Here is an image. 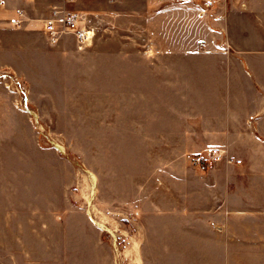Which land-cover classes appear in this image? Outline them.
Wrapping results in <instances>:
<instances>
[{
    "label": "rangeland",
    "instance_id": "1",
    "mask_svg": "<svg viewBox=\"0 0 264 264\" xmlns=\"http://www.w3.org/2000/svg\"><path fill=\"white\" fill-rule=\"evenodd\" d=\"M62 2L0 6V264H264L244 163L216 171L191 161L208 142L141 139L145 109L128 108V86L98 87L102 65L124 69L146 51L143 22L100 20L97 0H75L93 43L51 45L40 20ZM205 226L206 238L187 231Z\"/></svg>",
    "mask_w": 264,
    "mask_h": 264
},
{
    "label": "crops",
    "instance_id": "2",
    "mask_svg": "<svg viewBox=\"0 0 264 264\" xmlns=\"http://www.w3.org/2000/svg\"><path fill=\"white\" fill-rule=\"evenodd\" d=\"M97 2L100 20L129 14L143 22L146 51L125 55L127 68L97 70L98 87L111 83L120 94L127 85L128 108L145 109L135 135L226 148L244 163L243 183H256L262 209L253 211L264 216V0H215L204 13L205 0ZM216 171L210 172L214 189ZM187 231L206 238L208 229Z\"/></svg>",
    "mask_w": 264,
    "mask_h": 264
},
{
    "label": "built area",
    "instance_id": "3",
    "mask_svg": "<svg viewBox=\"0 0 264 264\" xmlns=\"http://www.w3.org/2000/svg\"><path fill=\"white\" fill-rule=\"evenodd\" d=\"M75 0H64L51 7L50 15L40 20L47 41L51 45H57L65 37L75 39L79 49L86 48L93 43L95 28L84 23L86 21L83 13L69 9L68 2ZM5 0H0V6L4 5ZM214 5V0H205L202 12H206ZM18 19L14 22L20 25L25 21L24 13H19ZM228 49V45L225 44ZM191 161L197 166H206L216 163L240 164L241 161L234 160L226 148L210 146L199 153L192 155Z\"/></svg>",
    "mask_w": 264,
    "mask_h": 264
}]
</instances>
